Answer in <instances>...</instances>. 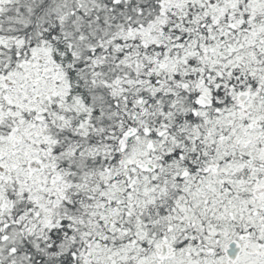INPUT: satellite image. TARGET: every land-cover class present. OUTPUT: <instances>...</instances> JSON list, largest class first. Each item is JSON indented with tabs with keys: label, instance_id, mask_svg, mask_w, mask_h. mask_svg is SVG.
I'll return each instance as SVG.
<instances>
[{
	"label": "snow or ice",
	"instance_id": "6c2138e0",
	"mask_svg": "<svg viewBox=\"0 0 264 264\" xmlns=\"http://www.w3.org/2000/svg\"><path fill=\"white\" fill-rule=\"evenodd\" d=\"M0 264H264V0H0Z\"/></svg>",
	"mask_w": 264,
	"mask_h": 264
}]
</instances>
